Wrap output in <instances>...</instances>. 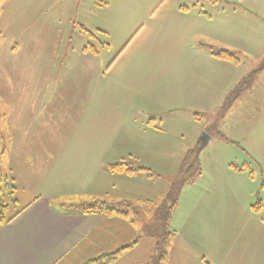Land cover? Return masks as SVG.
Segmentation results:
<instances>
[{"label": "rangeland", "instance_id": "1", "mask_svg": "<svg viewBox=\"0 0 264 264\" xmlns=\"http://www.w3.org/2000/svg\"><path fill=\"white\" fill-rule=\"evenodd\" d=\"M174 1L0 0L1 172H9L12 147L21 150L5 113L25 104L4 98L8 90L5 61L10 58L18 84L28 74L38 78L29 64L46 65L63 56L65 61L58 62L65 64L63 68L67 65L61 71L63 80L85 78L84 91L77 87L75 92V135L66 144L61 142L59 156L54 159L55 153L36 150L46 157L32 167L30 160L25 163L27 152H15L13 174L4 192L8 216L23 209L35 194L49 193L54 187L66 192L60 196L62 200L55 199L56 208L77 200L68 197L76 192L84 191L82 199H86L93 190L87 198L90 201L107 189L113 196L132 199L142 193V211L135 217L136 226H142L136 256L148 250L144 241L156 238L159 243L163 238L164 208L169 201L176 202L167 227L172 232L167 241L173 242V264H181L183 257L264 254V249L254 252L255 245H264V22L257 21L255 27L248 19L236 17L238 32L248 34L251 41L249 49L235 52L237 62L227 61L237 68L231 67L235 79L225 85L222 66L218 69L200 51L184 48L187 39L170 35V24L177 22L175 17L181 12L175 8L180 2ZM226 4H214L221 22L229 18L223 12ZM211 5L200 8L205 19L214 12ZM91 44L95 51L88 48ZM85 47L94 52H85ZM81 62L86 68L88 62L94 63L87 75ZM260 68L253 85L240 89V83ZM213 75L219 77V83H210ZM40 78L52 77L40 73ZM19 86H14V97L22 93ZM212 86L220 92L215 100L207 94ZM64 90L56 87L53 94L63 95ZM25 117L26 113L21 120L14 116L17 128L20 123H53L46 114L39 120ZM204 133L210 139L201 146ZM190 150H198L201 174L179 186ZM121 158L150 172L136 173L133 178L111 172L109 164ZM20 176L23 184L14 182L13 186L11 178ZM11 186L15 187L13 195ZM147 220L153 223L144 227ZM126 222L114 224H123L124 231V224L132 229ZM86 259L71 253L57 264H84ZM137 264L145 263L141 259Z\"/></svg>", "mask_w": 264, "mask_h": 264}, {"label": "crops", "instance_id": "2", "mask_svg": "<svg viewBox=\"0 0 264 264\" xmlns=\"http://www.w3.org/2000/svg\"><path fill=\"white\" fill-rule=\"evenodd\" d=\"M221 1H226L227 3L223 12H226L229 18H227L228 20H224V22H221V17H219L220 12L214 6V4ZM174 2H180L175 5V8L181 12L178 14L179 16L175 17V21L178 23L172 22L173 24H170L172 25L170 35L187 39L184 48L200 51L202 55L206 56L208 63L216 66L218 69L222 66L221 72L224 76L222 84L228 85L231 80L235 79L230 69L231 67L237 68V65L219 60L213 55L214 51H211V49L229 50L234 53L249 49L251 37L248 34H240L238 32L236 17L240 15L241 18L248 19L247 21L250 25L252 24L256 27L257 21L264 22V3H262L264 0H175ZM206 3L212 4L210 8H213L214 11L209 13V19H205L200 14V8L206 6ZM181 6L187 7L182 9ZM227 9L229 11H226ZM186 15L190 18L186 19ZM13 48H17V46ZM19 51L20 49L15 55H18ZM89 51L93 52L85 47V52L89 53ZM84 55H87V53ZM63 58L64 56L55 60L56 62L52 61L46 65L37 64L36 67L33 64H29L32 70L35 69L38 73V78H33L31 74H28L26 78L21 80L20 86L16 83V79H14V71L10 58L4 63L3 69L6 74L8 73V80L6 82L8 90L4 97L5 100H8L9 103H25L5 113V117L10 122L8 128L12 126L11 133L15 136V141L21 143V150H16V148L12 147L11 159H9L11 166L7 167L9 172H5L8 177L13 171L12 166L14 165L15 152H27L28 157L25 163L28 164V160H30L32 167H37L43 163L46 156L43 153H36V150L47 153L53 152L55 153L53 157L55 159L62 150L61 142H65L64 144H66L69 137L74 133L78 114L75 106V92L77 87L80 88L81 93L84 91L85 84L83 82L85 78L63 80L61 71L67 65L63 68L65 64L58 63L65 61V58ZM90 58L94 60L91 56H88L89 60ZM93 65L94 63L88 62V68H86L83 67L81 62L80 67L84 70V74L87 75L88 70L91 71ZM224 70H228L229 73L223 72ZM40 73L44 77L51 76L52 78L41 79ZM2 83L0 82V88ZM210 83H219V77L213 75ZM14 86L23 88L22 93L16 97L13 95L15 92ZM213 86L207 92L210 100L219 98V89L214 91ZM56 87L58 89L65 87L64 94H53ZM71 88L73 89V94H71ZM2 92L0 90V93ZM25 105L28 106L25 108ZM25 113L26 120H39L46 114L53 120V123L49 126L20 123L22 126L17 128L13 122L14 116L21 120ZM62 124L63 126H61ZM120 161L127 162L123 158ZM127 163L134 167L133 161ZM25 168L27 166L23 167V169ZM15 169L17 170V167ZM120 174L123 175L124 173ZM135 174L126 175H131L130 177L133 178ZM11 181L12 185L14 182L23 184L21 176L20 179L13 177ZM79 182L84 183L81 178ZM11 189L15 193V187L11 186ZM109 190L107 189L104 194L93 195L91 199L93 201L87 199L88 196H92L93 190L91 192L88 191L86 199H82L84 191L69 194L68 197H73L77 200L71 201L72 203L62 202L59 208L54 206V202L56 198L57 201L58 199L59 201L62 200L60 196L66 193L62 189L57 187L56 190L54 187L49 193L35 194L32 198L28 199L25 203L27 205L14 219L0 226V264H57L71 253L84 257V260L87 258V262L104 254L115 252H119L118 257L108 264H137L141 259L145 264L152 263L157 256L158 240L156 238L144 241L148 245V250L141 257L136 256V249L141 243L138 232L141 231L142 226L141 224H139V227L136 226L135 217L141 214L142 208L140 207L139 200H141V197H144L143 194L137 193L136 196H133L134 200L130 196L120 194L113 196ZM18 200L17 198L16 201ZM66 200L70 202L72 199ZM97 200L117 207L122 214L111 216L100 212L84 214L80 211L65 208V206L88 205ZM124 204L127 205L126 208L121 207ZM132 217L134 218L131 219ZM111 220L113 222L116 221L114 223L120 220L125 223L128 221L133 225V228L130 229L129 226L124 224L125 228H127V231H124L123 224L116 226L117 224H110ZM151 223L153 222L149 220L145 221L144 227ZM134 228L137 229L134 230ZM133 230L136 232H134V235ZM172 243V240L167 242L165 248L166 259L161 264H173L171 255ZM260 247L262 248L255 245L254 252L257 249H264V245ZM252 256H231V258L222 255L219 257L215 256L214 258L205 256L201 258L200 256L183 257L181 264H264V254Z\"/></svg>", "mask_w": 264, "mask_h": 264}, {"label": "trees", "instance_id": "3", "mask_svg": "<svg viewBox=\"0 0 264 264\" xmlns=\"http://www.w3.org/2000/svg\"><path fill=\"white\" fill-rule=\"evenodd\" d=\"M90 34H92V33H90ZM88 48H92V50H94L95 47L92 44L91 46L89 45ZM213 55L222 61L237 62L239 60L237 58V54H235L234 52L229 51V50H218V52L215 51L213 53ZM261 68L259 70L254 71L253 75L251 77H249V79H244L240 83L239 88L241 89L245 86H248V84L253 85V82H254L253 80L255 79L256 73L261 71L262 70ZM197 151L198 150H190V153L187 155V157L184 158V162H183L181 174H180L182 178L179 182V186H182L188 182L194 181L196 179V177L201 174V164L198 161ZM108 168L111 172H114V173L135 174L138 172H145V173L150 172V169H148V168L139 167L136 169L124 161L111 163V164H109ZM179 186H176L175 189H179ZM8 188H9V177H8V175H6V173L4 174L3 172L0 171V226H2L5 223H8L12 219H14L22 211V209H21L20 211L14 212L13 214H11L9 216L7 215L6 211L9 207V204L5 201L4 192ZM10 192L13 195L12 189ZM173 193L175 195L176 191L173 190L172 194ZM175 205H176L175 201H174V203H172V201L171 202L169 201L168 207L164 208L166 211V216H165V220L163 221V226H164L163 235H162L163 238L161 239V241L157 245V256L153 260V261H156L155 262L156 264H161L166 259L165 248H166L167 242L169 241V240L167 241V238L168 237L170 238L172 236L171 235L172 232H170L167 227L169 224V219L171 218V214L173 213V210L175 208ZM65 208L80 211L81 213H84V214L96 213V212L104 213V214L109 215V216L114 215V214H122L117 209V207H114L112 205L107 204L104 201H99V200L95 201L92 204H88V205L82 204V205H78V206H65ZM118 255H119V252L113 253V254H104V255L99 256L95 259L88 260L84 264H108L112 260L117 258Z\"/></svg>", "mask_w": 264, "mask_h": 264}, {"label": "water", "instance_id": "4", "mask_svg": "<svg viewBox=\"0 0 264 264\" xmlns=\"http://www.w3.org/2000/svg\"><path fill=\"white\" fill-rule=\"evenodd\" d=\"M210 139V136H208L206 133H204L202 139H201V146H205L208 142V140Z\"/></svg>", "mask_w": 264, "mask_h": 264}]
</instances>
